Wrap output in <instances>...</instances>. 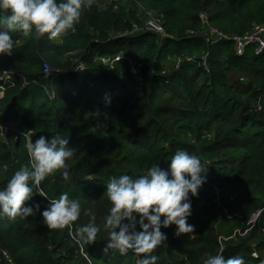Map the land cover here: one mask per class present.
Instances as JSON below:
<instances>
[{
  "label": "trees",
  "instance_id": "obj_1",
  "mask_svg": "<svg viewBox=\"0 0 264 264\" xmlns=\"http://www.w3.org/2000/svg\"><path fill=\"white\" fill-rule=\"evenodd\" d=\"M99 5L95 0L76 31L55 40L12 33L19 43L11 55H0V71H17L31 82L8 91L1 108L0 122L10 131L0 130V187L29 162V132L33 142L62 134L75 150L70 176L56 173L41 187L50 198L67 192L81 204L80 218L64 229L43 222L50 201L38 192L27 203L39 202L40 214L0 216V264H8L6 255L13 264H135L131 250H105L109 230L103 224L111 207L106 183L157 163L170 171L178 149L201 158L207 180L197 196L190 194L194 232L177 237L175 225L162 227L168 239L156 250L157 264H203L221 249L225 257L262 264L264 235L258 231L223 248L218 238L245 227L253 212L264 209V52L256 54L251 45L238 56L227 40L213 46L203 36L201 16L224 32L243 35L264 24V0H132L117 10ZM150 14L162 19L166 37L148 32L123 37L110 48L102 45L143 25ZM120 52L129 61L115 63L113 70L102 64L101 57ZM81 61L88 68L78 75L72 68ZM45 65L54 71L50 77ZM88 223L100 226L95 242L78 235V227ZM251 245L258 259L247 251Z\"/></svg>",
  "mask_w": 264,
  "mask_h": 264
},
{
  "label": "clouds",
  "instance_id": "obj_2",
  "mask_svg": "<svg viewBox=\"0 0 264 264\" xmlns=\"http://www.w3.org/2000/svg\"><path fill=\"white\" fill-rule=\"evenodd\" d=\"M129 1L132 0H99V6L100 9L106 10L108 5L113 4L117 10L120 5ZM94 3L95 0H0V55H11L15 45L19 43V40H13L14 32H19L24 37L47 36L49 40L62 37L69 31L75 32L83 11L90 9ZM133 28L123 34L110 36L107 43L102 45L110 48L121 38L129 36L125 34L131 32ZM121 54L126 57L120 52L106 59H111L115 65L123 61L116 60ZM100 60L105 65L102 57ZM124 60L129 61L127 57ZM80 63L85 69L76 71ZM105 66L107 69H114L110 68V65ZM87 68V63L81 61L72 70L78 74ZM5 70L16 73L15 86L9 87L3 93L0 103L5 101L6 93L19 84L21 87H29L25 85V80H28L17 71L4 68L0 74ZM45 91L48 98L54 99L53 92L50 93L48 89ZM258 107L260 109L261 105ZM0 130L8 133L9 125L0 122ZM31 135L32 132H29L26 138L29 162L21 165L7 180L6 185L0 187V216L8 219H28L40 214L39 202L27 203L38 192L50 201L42 211L43 222L50 229H64L80 218L81 204L77 199L70 198L67 192L60 194L58 198H50L41 185L49 176L56 173L65 179L69 178L68 161L75 156V150L69 147L68 139L62 134H54L50 139L40 136L35 142L31 140ZM170 159V171L162 169L157 163L140 175L112 176L106 183V195L111 207L104 217L103 224V227L109 230L105 250H117L121 255H127L131 250L136 255L135 264H157L159 255L156 254V250L168 239L167 234L162 232V227L169 228L175 225L177 237L194 232L195 226L188 223V218L192 215L190 194L198 195L199 189L207 180L208 168L198 155L186 149H178ZM7 167V164L3 165L5 170ZM224 210L223 215L228 216ZM88 211L91 214V209ZM92 218L95 220L94 215ZM247 223L245 227L237 229H245ZM137 225L142 230L138 231ZM99 231L100 226L95 223L78 227L79 237L89 242H95ZM255 231H258V228ZM6 261L13 264L7 255ZM203 264H245V260L240 255L225 257L221 249L217 254H209Z\"/></svg>",
  "mask_w": 264,
  "mask_h": 264
},
{
  "label": "built area",
  "instance_id": "obj_3",
  "mask_svg": "<svg viewBox=\"0 0 264 264\" xmlns=\"http://www.w3.org/2000/svg\"><path fill=\"white\" fill-rule=\"evenodd\" d=\"M203 19V24L205 26V31L203 33V36L206 40V42H209L211 44H216L219 42H222L224 40L234 42L236 54L238 56H243L247 50V48L251 45L255 46L256 48V54H261L264 52V24L261 25H254L253 29L243 35H232L223 32L216 26H212L210 21L206 18L201 16ZM153 33L157 34L161 37H166L167 34L165 32V29L163 27L162 19L150 14L149 17L146 19V23H144L141 26H134L133 30L131 32L126 33L125 35H140L143 33ZM214 42V43H213ZM126 57L122 54L119 55L116 60H124ZM111 59H106L104 61L105 65H110V68L114 67V61H110ZM190 60V59H189ZM85 69V66L80 63L76 67V71H83ZM53 69L49 65L44 66V73L47 77H50L53 75ZM15 77L16 73L13 71H3L0 74V97H2L3 93L9 88L15 86ZM34 83V82H33ZM31 82L25 80V85H30ZM264 209L258 210L256 213H253L247 223V227L245 229H236L232 235L230 236H219V242L222 245L225 242H231V241H237L239 238L250 236V234L255 231L258 228V232L261 235H264V227H261L259 225L260 219L262 217ZM224 213L227 214V211L224 210ZM223 250V249H222ZM252 257L259 258V252L253 248L252 250ZM264 264V261L263 263Z\"/></svg>",
  "mask_w": 264,
  "mask_h": 264
},
{
  "label": "rangeland",
  "instance_id": "obj_4",
  "mask_svg": "<svg viewBox=\"0 0 264 264\" xmlns=\"http://www.w3.org/2000/svg\"><path fill=\"white\" fill-rule=\"evenodd\" d=\"M214 43V42H213ZM213 46H215V44H213ZM92 67L91 66H89V69H91ZM27 101L29 102V98L27 99ZM1 108H2V103H0V118L2 117L3 118V116H4V113L2 112V110H1ZM1 121V120H0ZM74 160V159H73ZM72 160V161H73ZM90 178V176L87 178V179H89ZM258 211V210H257ZM257 211H255L254 213H256ZM228 223H230V221L228 222V221H226L225 222V225H227ZM260 225H262L261 223H260ZM254 233V232H253ZM245 237H243V239H244ZM253 248H255L257 251H258V249L255 247V246H253V245H251L250 247H248L247 248V251H249V252H251L252 250H253Z\"/></svg>",
  "mask_w": 264,
  "mask_h": 264
},
{
  "label": "crops",
  "instance_id": "obj_5",
  "mask_svg": "<svg viewBox=\"0 0 264 264\" xmlns=\"http://www.w3.org/2000/svg\"><path fill=\"white\" fill-rule=\"evenodd\" d=\"M5 102V101H4ZM4 102H2V105H4Z\"/></svg>",
  "mask_w": 264,
  "mask_h": 264
}]
</instances>
